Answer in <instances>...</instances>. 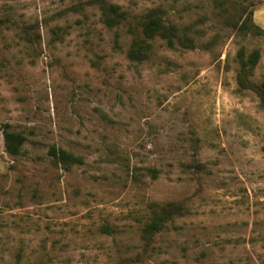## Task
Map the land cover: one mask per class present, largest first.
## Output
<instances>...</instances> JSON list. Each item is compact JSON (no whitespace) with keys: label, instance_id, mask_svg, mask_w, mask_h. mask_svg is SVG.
Here are the masks:
<instances>
[{"label":"rangeland","instance_id":"374dc122","mask_svg":"<svg viewBox=\"0 0 264 264\" xmlns=\"http://www.w3.org/2000/svg\"><path fill=\"white\" fill-rule=\"evenodd\" d=\"M107 3L160 6L197 47L131 62ZM263 81L264 0H0V264H264ZM169 201L185 214L147 244Z\"/></svg>","mask_w":264,"mask_h":264},{"label":"trees","instance_id":"16d2710c","mask_svg":"<svg viewBox=\"0 0 264 264\" xmlns=\"http://www.w3.org/2000/svg\"><path fill=\"white\" fill-rule=\"evenodd\" d=\"M103 14V22L108 27H119L122 24L127 26L128 33L131 34L127 57L131 62L143 63L149 60L154 52V41L158 38L165 40L167 47L171 49L177 45L188 49L197 47L196 40L191 34L177 24L167 22L164 9L160 6L153 7L135 16L123 9L119 4L107 3V5L103 4ZM247 21L244 22V25L249 28L250 25ZM240 57L244 68L247 65L253 67L259 61L260 51L259 49L253 50L246 60L242 53ZM259 93L261 95V104L264 108V81L260 84ZM2 131L6 151L15 156L21 154L26 141L24 133L10 130L8 124L3 125ZM50 154L66 167L84 162L83 156L61 147L52 146ZM184 211L185 207L178 201L157 203L150 220L141 228L142 239L147 244L150 243L154 236L167 227L168 222L174 220L175 216L185 214ZM104 230L111 232L107 226H105Z\"/></svg>","mask_w":264,"mask_h":264}]
</instances>
